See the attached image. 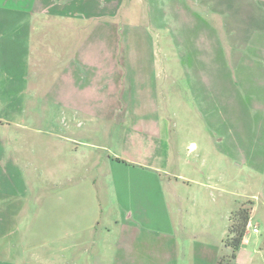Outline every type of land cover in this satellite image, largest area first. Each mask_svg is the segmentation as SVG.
Instances as JSON below:
<instances>
[{
    "label": "rangeland",
    "instance_id": "374dc122",
    "mask_svg": "<svg viewBox=\"0 0 264 264\" xmlns=\"http://www.w3.org/2000/svg\"><path fill=\"white\" fill-rule=\"evenodd\" d=\"M236 1L126 0L129 14L98 30V41L82 42L81 62L63 80L54 82L52 71L44 92L17 87L11 105L2 91L8 61L1 60L0 219L6 202L25 198L31 176L6 164L7 140L31 133V120H46L44 129L80 135L77 173L91 169L102 204L100 229L81 237L93 241L90 253L67 251L69 259L216 264L227 252L231 216L245 206L251 226L237 264H264V12L245 11L243 3L235 9ZM239 13L253 28H230ZM219 16L228 20L224 27ZM73 148L65 142L66 173L78 166ZM111 159L123 163V178ZM148 172L156 174L152 197ZM144 196L155 201L147 205L154 217L133 221L128 211ZM12 233L0 232L2 248Z\"/></svg>",
    "mask_w": 264,
    "mask_h": 264
},
{
    "label": "crops",
    "instance_id": "0c3cea01",
    "mask_svg": "<svg viewBox=\"0 0 264 264\" xmlns=\"http://www.w3.org/2000/svg\"><path fill=\"white\" fill-rule=\"evenodd\" d=\"M125 3L126 0H2L0 61H8V72L3 76L9 80L4 81L2 90L0 70V90L9 95V105L11 101L15 102L18 88L27 93L33 91L34 86L36 91L41 92L44 82L47 81L44 78L54 77L52 71H55L56 76L54 82L63 80L64 71L71 70L75 62H81V43L95 42L100 35L98 30L106 32L113 29V20L124 12L129 14V11L125 10ZM242 3L245 11L259 9L264 12V9H261L264 0H239L234 4L235 9L242 7ZM164 15L168 16L163 12L162 16ZM219 17L223 19L222 27L227 25L228 20ZM248 18L250 20L251 16ZM246 20L242 14H235L230 28H253L254 25ZM259 27L264 30V20H261ZM111 35L110 32L105 34L106 37ZM235 36L238 34L235 33ZM44 90L45 88L42 92ZM32 121L35 126L28 128L31 133L10 135L6 144L9 146L10 155L6 164L11 165L15 172L21 175L30 171L31 176L26 178L25 198H14L4 205L0 232L13 231L9 234V238L13 239L9 241L7 248L0 245V264H109L107 257H100L101 261L93 262L75 260L79 257L69 259L66 256L69 251L80 253L81 250L90 253L93 241L83 242L81 237L97 232L103 215L99 186L91 175V169L86 167L82 175L77 173L80 169L79 149L82 146L77 139L80 135L73 132L66 136L64 128L60 126L44 129V124L49 126L46 120ZM13 124L18 123L13 120ZM62 124L64 125V122ZM79 126L78 124L77 127ZM148 137L150 136H142L143 139ZM152 138L155 139L154 136ZM65 142L73 144L75 150L73 148L72 162L78 163L76 170L75 166L68 167V173L65 172ZM18 144L21 145L19 148ZM2 162L0 157V169ZM114 164L111 159L110 168L115 167L123 178L127 174V171L121 168L123 163L119 161L116 166ZM147 168L150 171L155 169L153 166ZM145 177L147 184L153 186L148 194L152 197L156 174L148 172ZM9 185V188L13 189L14 184ZM151 199L147 201L144 196L142 201L138 202L139 208L128 211L132 212L130 218H133V221L144 223L145 220L153 219L154 209L147 206L150 202L154 204V199ZM250 226L251 222L249 228ZM67 240H71L70 245H66ZM247 244L246 237L241 249ZM214 261L217 263L218 258Z\"/></svg>",
    "mask_w": 264,
    "mask_h": 264
},
{
    "label": "trees",
    "instance_id": "16d2710c",
    "mask_svg": "<svg viewBox=\"0 0 264 264\" xmlns=\"http://www.w3.org/2000/svg\"><path fill=\"white\" fill-rule=\"evenodd\" d=\"M251 215L252 207L245 206L232 214L231 225L225 240L227 252L220 257L216 264H237L238 254L248 234Z\"/></svg>",
    "mask_w": 264,
    "mask_h": 264
},
{
    "label": "built area",
    "instance_id": "2783aa9c",
    "mask_svg": "<svg viewBox=\"0 0 264 264\" xmlns=\"http://www.w3.org/2000/svg\"><path fill=\"white\" fill-rule=\"evenodd\" d=\"M255 231L257 232V229H255Z\"/></svg>",
    "mask_w": 264,
    "mask_h": 264
}]
</instances>
